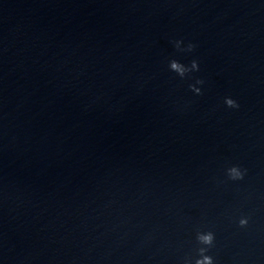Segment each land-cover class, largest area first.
I'll use <instances>...</instances> for the list:
<instances>
[{"label": "clouds", "instance_id": "1", "mask_svg": "<svg viewBox=\"0 0 264 264\" xmlns=\"http://www.w3.org/2000/svg\"><path fill=\"white\" fill-rule=\"evenodd\" d=\"M181 43V41H176V47L178 48L179 47V44ZM195 45L189 43L188 46H187V49H183V50H186V51H192L194 49ZM171 68L178 71L180 73L181 76L184 75V71L185 69L175 60L171 61ZM191 69L192 70H195V71H198L199 70V65H198V62L196 60H193L191 62ZM198 83L200 84H203V81L202 80H198L197 81ZM190 87L192 88V86L190 85ZM195 92L197 94H201V89L197 88L195 89ZM228 107L230 108H238L239 107V104L235 101V100H232V99H228L226 101ZM231 172L233 174V179H243V174L241 172H239L236 168H233L231 169ZM246 221L242 220L241 221V224H245ZM200 239L202 240V242L206 243V244H211L212 242V235L211 233H209L208 235H204V236H201ZM197 264H211V261H210V258L208 257H205L204 261H198Z\"/></svg>", "mask_w": 264, "mask_h": 264}]
</instances>
